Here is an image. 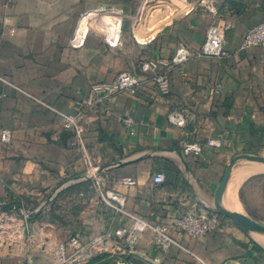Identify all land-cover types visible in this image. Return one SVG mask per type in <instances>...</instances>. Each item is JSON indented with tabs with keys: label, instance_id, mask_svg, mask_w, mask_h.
I'll return each mask as SVG.
<instances>
[{
	"label": "crops",
	"instance_id": "crops-1",
	"mask_svg": "<svg viewBox=\"0 0 264 264\" xmlns=\"http://www.w3.org/2000/svg\"><path fill=\"white\" fill-rule=\"evenodd\" d=\"M214 1L233 23L226 56L174 67L171 94L163 97L146 83L140 65L170 60L180 45L201 51L215 17L196 0H0V204L23 199L40 207L56 192L43 213V251L4 264H57L58 246L75 236L88 247L78 264H153L155 258L161 264H264V236L225 218L203 239L172 232L194 256L178 248L159 251L150 231L134 248L98 241L129 219L89 191L92 179L76 181L89 175L90 160L99 184L121 193L129 212L170 225L187 211L213 210L228 165L264 148V47L241 50L245 34L264 22V0ZM125 72L143 82L137 94L120 93L97 110L81 108L94 99L93 85ZM55 109L84 111L86 152L63 130ZM179 111L187 117L182 128L170 122ZM3 130L11 132L10 143H3ZM218 140L221 148L207 145ZM189 144L201 145L202 153L186 155ZM158 174L165 183L154 182ZM124 179H136L137 186L121 185ZM225 205L264 225L263 165L235 166ZM74 216L73 225L67 218ZM72 226L76 234L60 237V227Z\"/></svg>",
	"mask_w": 264,
	"mask_h": 264
},
{
	"label": "built area",
	"instance_id": "built-area-1",
	"mask_svg": "<svg viewBox=\"0 0 264 264\" xmlns=\"http://www.w3.org/2000/svg\"><path fill=\"white\" fill-rule=\"evenodd\" d=\"M196 3L207 9L214 17L215 21L207 32L206 41L198 54L193 53L187 47L180 45L172 59H149L140 65V70L145 76L146 83H152L156 91L163 97L171 94V78L170 73L174 67L182 66L189 60L197 57L223 58L226 56V33L233 28L232 21L225 17L216 1L214 0H196ZM258 47H264V22L249 30L242 41L241 50H250ZM144 81V80H143ZM143 86V82L132 73L125 72L118 75L113 81L108 83H100L93 85L91 91L94 99H85L81 103L82 109L97 110L104 103L111 101L116 95L128 92L132 95L137 94ZM61 118L63 130L72 134L74 145L86 152L85 137L87 127L84 122V111L76 115L62 113L54 110ZM170 122L177 127H185L187 117L184 111L175 112L170 117ZM128 124H132L133 120L128 119ZM3 143H10L12 139L9 130L1 132ZM209 147L221 148L222 142L209 141ZM186 155H200L202 153L201 145H186L184 149ZM264 157V148L257 154ZM88 174L92 180L96 182L97 198L114 211L126 216L129 219L128 226L110 230L98 241H116L124 247L134 248L140 241L143 233L150 231L153 234L155 247L164 253L169 252L173 248H178L192 256L194 254L186 247L181 245L172 235L173 231L183 233L192 239H203L214 234L221 225L220 216L212 212H195L187 211L177 217L173 224L166 225L162 223H154L145 220L126 209V198L118 192L105 190L98 182V171L88 160ZM165 176L158 174L154 177L156 184L165 183ZM126 187L137 186L136 179H124L119 182ZM104 189V190H103ZM88 247L83 245L79 236L72 237L69 242L62 243L58 246L57 264H78L81 260H86ZM159 258L153 259V264H161Z\"/></svg>",
	"mask_w": 264,
	"mask_h": 264
},
{
	"label": "rangeland",
	"instance_id": "rangeland-1",
	"mask_svg": "<svg viewBox=\"0 0 264 264\" xmlns=\"http://www.w3.org/2000/svg\"><path fill=\"white\" fill-rule=\"evenodd\" d=\"M97 189V186L94 184L91 189L89 188V191L97 196ZM67 201L75 203L74 200ZM67 201H63V205L67 206ZM26 204L28 207L26 211L28 212L36 211L39 208H37V204L39 205L37 202L30 201ZM0 214H5L4 217H0V264L12 260L17 261L18 259L22 261L21 257H24L26 254L43 251V214L36 220H28L24 213L13 210H0ZM58 215L61 219L65 218L62 216L63 214ZM44 219L46 221L50 220V215H45ZM67 220L74 225L77 217H70ZM72 228L73 226L71 228L60 227V237L65 240L76 234Z\"/></svg>",
	"mask_w": 264,
	"mask_h": 264
},
{
	"label": "water",
	"instance_id": "water-1",
	"mask_svg": "<svg viewBox=\"0 0 264 264\" xmlns=\"http://www.w3.org/2000/svg\"><path fill=\"white\" fill-rule=\"evenodd\" d=\"M241 161H245L249 163H257V164L264 166V157H261L258 155L245 154V155H240L234 158L233 161L228 165L224 173V176L215 194L214 209L211 210L210 212L220 217H223L225 219H229L235 222L237 225H239V227H241L244 231L248 233L264 236V225L262 223L254 220L253 218L249 217L248 215L244 213L231 210L225 206V193L227 190L229 180L231 178V175H232V172L235 166ZM82 179L91 180L92 177L90 175H86V176L77 178L76 181L82 180ZM55 195H56V192L50 195V197H48L45 203L42 204L36 211H33V212L26 211V209L22 205H15L12 203L0 204V210H8V211L13 210L16 212H22L25 214L28 220H33L34 218L39 217L45 212L46 208L50 205Z\"/></svg>",
	"mask_w": 264,
	"mask_h": 264
},
{
	"label": "trees",
	"instance_id": "trees-1",
	"mask_svg": "<svg viewBox=\"0 0 264 264\" xmlns=\"http://www.w3.org/2000/svg\"><path fill=\"white\" fill-rule=\"evenodd\" d=\"M70 135L72 136V134L70 133ZM28 202V201H27ZM26 201H24L23 199H19V200H16L14 202H12V204H15V205H22L25 209L28 208L27 207V203ZM38 208V207H37ZM36 208V209H37ZM38 218V217H37ZM37 218H34L33 220H36ZM221 219H224L222 217H220Z\"/></svg>",
	"mask_w": 264,
	"mask_h": 264
},
{
	"label": "bare ground",
	"instance_id": "bare-ground-1",
	"mask_svg": "<svg viewBox=\"0 0 264 264\" xmlns=\"http://www.w3.org/2000/svg\"><path fill=\"white\" fill-rule=\"evenodd\" d=\"M226 206V205H225ZM227 207V206H226ZM228 208V207H227Z\"/></svg>",
	"mask_w": 264,
	"mask_h": 264
}]
</instances>
